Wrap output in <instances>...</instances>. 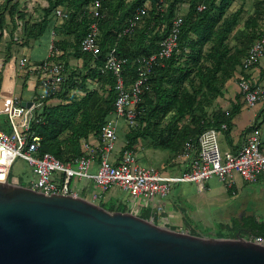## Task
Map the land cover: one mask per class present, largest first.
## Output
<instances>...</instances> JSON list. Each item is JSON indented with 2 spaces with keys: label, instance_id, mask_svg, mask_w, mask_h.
Listing matches in <instances>:
<instances>
[{
  "label": "trees",
  "instance_id": "16d2710c",
  "mask_svg": "<svg viewBox=\"0 0 264 264\" xmlns=\"http://www.w3.org/2000/svg\"><path fill=\"white\" fill-rule=\"evenodd\" d=\"M12 1L6 0L3 7ZM93 1L48 0L42 20L24 29L26 40L37 38L45 30L55 8L66 5L68 17L61 31L73 34L75 56L83 60L82 68L73 71L61 62L67 79L63 93H56L63 98L64 94L76 89L83 92V96L70 94L67 103L43 104L32 111L28 133L40 138L38 154L50 153L63 163L73 162L82 155L80 139L92 132L99 133L114 110L113 75L101 72L108 52L114 47L116 57L124 61L123 75L130 84L136 78V60L159 49V42L168 34L184 2L188 8L181 17L177 49L154 65L148 89L138 103L137 126L126 127V148L130 149L140 137L177 153L187 140L195 141L206 129L215 128L220 122L226 123L231 114L218 113L208 118L206 107L220 94L225 81L243 67L250 47L260 36L264 27V0H253V13L239 28L242 6L229 12L234 0H165L166 8L162 13L156 11L158 0H150L152 10L142 17L131 35L121 37H117V32L126 26L134 10L145 0H102L100 11L103 16L97 21L99 52L95 56L79 50L94 21L87 13V7ZM199 4L204 5L200 11L197 10ZM15 9L16 4L12 3L9 13ZM100 206L109 211L125 210L123 206L113 209L111 203ZM141 217L146 215L141 214ZM232 229L231 238L240 234L264 238V221H257L255 216L246 217L242 222L233 220Z\"/></svg>",
  "mask_w": 264,
  "mask_h": 264
},
{
  "label": "crops",
  "instance_id": "0c3cea01",
  "mask_svg": "<svg viewBox=\"0 0 264 264\" xmlns=\"http://www.w3.org/2000/svg\"><path fill=\"white\" fill-rule=\"evenodd\" d=\"M5 1L0 0V114L5 116L4 122H7L6 109L12 99L21 105L32 102L33 110L43 104L56 106L67 103L70 94L82 97L83 95L75 93L74 89L70 91V94L68 92L64 94L63 98L58 94L49 95L45 91V80L40 72L18 67L17 61L24 56L33 65H39L44 61L62 62L71 71L81 69L83 66L82 58L75 56L73 34H64L61 31L64 22L57 21L54 12L48 19L42 34L37 38L25 39V27L42 20V12L48 6V0H13L7 7H3ZM12 3L16 4V9L11 15L8 9ZM253 5V0H234L231 3L229 12L242 6L238 28L253 13ZM56 8L67 10L66 5H58ZM187 8L188 4L184 2L180 5L178 13L184 15ZM240 77L247 79L252 87L263 95V99L253 106L248 105L239 87ZM60 91H64V88L62 87ZM78 92L81 91L78 90ZM218 113H224L225 116L231 114L226 123L220 122L214 128L219 133L218 139L224 152H237L244 144L246 136L254 129L259 130L260 145L264 148V55L254 65L238 68L220 87V94L206 107L208 118ZM219 125H221L220 128ZM223 125L224 129H222ZM252 127L256 128L252 129ZM226 131L227 136H225ZM98 134L92 132L86 138L80 139L82 153L80 157L89 159L93 173L99 163ZM126 137L125 124L123 121H118L117 141L108 155L111 163H115L123 151L130 150L138 165L154 167L164 175L176 176L186 170L191 152L188 155L183 153L184 144L180 151L175 153L168 148H163L158 142L139 137L133 146L127 149ZM77 159L70 162L72 167H76ZM18 162L21 163V161ZM31 174L35 177L32 170ZM72 179L74 184L71 187V193L98 205L111 203L113 209L123 206L124 211H130L131 202L117 188L102 191L93 180L76 177L70 179L68 187ZM227 182H222L213 176L204 182L202 189L192 182L176 183L165 199L153 200L148 207L140 210L138 216L145 214L146 219L153 218V222L157 225L176 231L199 234L192 230L195 223L204 222L211 225V217L215 214L219 216V218L216 216L217 229L209 234L201 235L220 238H231L234 234L233 220L242 222L246 217L255 216L257 221H264L263 215L257 216L253 210H248L252 199H258L261 194L264 195V170L255 182L244 181L235 172ZM158 205L161 210L157 209Z\"/></svg>",
  "mask_w": 264,
  "mask_h": 264
},
{
  "label": "built area",
  "instance_id": "2783aa9c",
  "mask_svg": "<svg viewBox=\"0 0 264 264\" xmlns=\"http://www.w3.org/2000/svg\"><path fill=\"white\" fill-rule=\"evenodd\" d=\"M101 2L102 0H94L87 7V13L94 18V21L90 23L87 35L79 45L81 53H90L95 56L99 52L97 21L103 16L100 11ZM155 7L157 13L164 12L165 0H158ZM203 8V4L197 6L198 11ZM151 10L150 0H145L134 10L126 26L117 32V37L131 35L142 17ZM54 15L57 21L63 23L68 17V12L55 8ZM181 17L179 13L176 15L168 34L159 42V49L155 53L136 60V78L130 84L126 83L123 75L124 61L116 57L114 47L108 52L101 72L112 73L116 98L112 118L101 127L98 134L99 163L94 173L91 172L89 159L85 157H79L75 161L76 167H72L70 162L63 163L50 153L38 154L40 138L28 133L32 106L26 108L12 99L6 109V118L11 132L6 134L0 130V183L11 182L10 170L15 161L20 159L30 166L35 175L34 182L27 185L35 191L45 195L54 193L76 195L71 193L68 187L70 179L73 177L90 179L102 191L115 187L126 193L131 202L129 212L137 215V212L148 207L153 200L165 199L176 183L192 182L202 189L204 182L213 176L228 183V179L234 172L244 181L255 182L264 170V148L260 145L258 129L252 130L246 136L244 144L235 153H221L218 146V131L214 128L206 129L198 135L195 141L189 139L184 143L183 153L188 155L191 152V158L186 165V170L176 176L164 175L153 167L138 165L130 150L123 151L115 163H111L108 159L117 141L118 121H123L125 127L128 128L137 126V117L140 113L138 103L145 90L148 89V79L153 72L154 65L168 58L177 49ZM263 55L264 27L244 58L243 67L248 68L254 65ZM17 63L20 68L40 72L45 80V91L49 95L58 93L66 82L67 75L61 62L44 61L39 65H33L24 56ZM239 87L248 105L253 106L263 99V95L243 77L239 78ZM74 92L79 95L84 94L76 89ZM224 128L223 125L222 129ZM157 209L161 210V207L158 205ZM149 220L153 221V218ZM237 236L264 245V238L260 236L245 234Z\"/></svg>",
  "mask_w": 264,
  "mask_h": 264
},
{
  "label": "water",
  "instance_id": "95a60500",
  "mask_svg": "<svg viewBox=\"0 0 264 264\" xmlns=\"http://www.w3.org/2000/svg\"><path fill=\"white\" fill-rule=\"evenodd\" d=\"M0 264H264V245L176 231L77 195L5 182Z\"/></svg>",
  "mask_w": 264,
  "mask_h": 264
},
{
  "label": "rangeland",
  "instance_id": "374dc122",
  "mask_svg": "<svg viewBox=\"0 0 264 264\" xmlns=\"http://www.w3.org/2000/svg\"><path fill=\"white\" fill-rule=\"evenodd\" d=\"M4 119H5V116L0 114V130L6 134H10L11 130L9 128L8 123L4 122ZM218 146H219L220 152L223 153L224 152L222 148L223 146L219 139H218ZM18 161H21V163ZM10 173H11L10 181L14 184L27 186L29 184L28 182H34L35 180V177H33L31 174L30 166L20 159H17L15 161L12 169L10 170ZM73 184H74V179H72L70 182V187H69L70 190ZM117 190L121 191L118 188ZM121 193L123 194V196L127 197L126 193H124L123 191H121ZM248 206H249L248 210H253L257 214V216L259 215L264 216V195L261 194V197H259L258 199H252ZM139 212H137V215H139ZM216 216L218 215H215V214L212 215L211 221H210L211 225H207L204 222L195 223V227L192 230H195V232H198L199 234L211 233L213 230L217 229V226H216L217 217Z\"/></svg>",
  "mask_w": 264,
  "mask_h": 264
}]
</instances>
